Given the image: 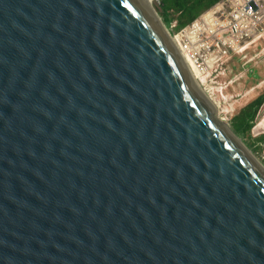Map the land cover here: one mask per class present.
<instances>
[{"label":"water","instance_id":"water-1","mask_svg":"<svg viewBox=\"0 0 264 264\" xmlns=\"http://www.w3.org/2000/svg\"><path fill=\"white\" fill-rule=\"evenodd\" d=\"M185 62L144 0H0V264H264V166Z\"/></svg>","mask_w":264,"mask_h":264},{"label":"rangeland","instance_id":"rangeland-1","mask_svg":"<svg viewBox=\"0 0 264 264\" xmlns=\"http://www.w3.org/2000/svg\"><path fill=\"white\" fill-rule=\"evenodd\" d=\"M163 1L154 0L152 8L162 22L168 26L167 28L171 33H178L204 13L218 7V3L222 0H200L193 4L192 11L186 8L168 9L169 24L162 19ZM169 3L178 6L179 0H169ZM190 13L194 14L192 18L181 17L182 14ZM181 22H183V25H181ZM252 47L258 53H254L257 57L251 63L245 64L237 56L224 58V65L228 68L226 76L232 78L231 81L227 79L225 81L227 85L224 90L228 91L227 93H223L224 90L221 92L218 88V68L210 71V75L206 77L204 88L207 89L208 87L210 92H204L206 97L219 102V105L212 106L215 119L225 124L229 130L240 138L247 149L264 166V100L257 106V102L264 95V52L261 48L257 47L256 49L255 45ZM250 52L251 48L246 50L245 54L240 55L248 57ZM230 54L233 53L230 51ZM232 81L233 85L231 86ZM223 97H226V100Z\"/></svg>","mask_w":264,"mask_h":264},{"label":"built area","instance_id":"built-area-1","mask_svg":"<svg viewBox=\"0 0 264 264\" xmlns=\"http://www.w3.org/2000/svg\"><path fill=\"white\" fill-rule=\"evenodd\" d=\"M217 6L210 10L211 14L204 13L180 32L169 30L183 58L201 71L204 83L210 71L224 64V58L237 56L248 64L257 57L253 45L264 52V0H222ZM248 46L251 47L249 56H241ZM226 70L219 73L226 75ZM226 85L218 82L221 92ZM206 91L210 92L208 87Z\"/></svg>","mask_w":264,"mask_h":264},{"label":"bare ground","instance_id":"bare-ground-1","mask_svg":"<svg viewBox=\"0 0 264 264\" xmlns=\"http://www.w3.org/2000/svg\"><path fill=\"white\" fill-rule=\"evenodd\" d=\"M156 1V0H155ZM144 2L147 4V6L148 7H151L152 6V4H153V2H154V0H144ZM155 4V3H154ZM154 6V5H153ZM214 9V8H213ZM211 12L212 11H209V12H207L205 15H209V14H211ZM206 18H208V16H205ZM165 22V21H164ZM168 27V26H167ZM170 32V31H169ZM251 47L250 46H248V48L246 49V50H248V49H250ZM185 64L188 66V68H189V70H190V72H191V74H192V76L195 78V81H196V84L203 90V91H206V89H204V87H203V84H204V78H202V76H201V71L200 70H198L197 68H196V66H195V64L193 65V63L192 64H190V62L189 61H187L186 59H185ZM224 69H227L226 71H228V68L224 65V64H220V66H219V68H218V79H219V82L221 83V85H224V82L226 81V79L228 80V81H231L232 80V78H231V76H226L225 74H223L222 75V73H219V71L221 70L222 72L224 71ZM211 84V83H210ZM233 85V81L231 82V86ZM224 87V86H223ZM245 88V87H244ZM229 90V89H228ZM225 92H223V93H227L228 91H226V90H224ZM238 92V91H237ZM240 95V94H239ZM208 98V97H207ZM209 99V101H210V103H211V105L212 106H217V105H219V102H216V101H214V100H212V99H210V98H208ZM223 99H225L226 100V97H223ZM225 127H226V129H228L227 128V126L225 125V124H223ZM234 137V136H233ZM248 153L250 154V155H252V157L256 160V161H258L255 157H254V155L250 152V151H248ZM259 162V161H258ZM260 163V162H259ZM264 169V168H263Z\"/></svg>","mask_w":264,"mask_h":264},{"label":"trees","instance_id":"trees-1","mask_svg":"<svg viewBox=\"0 0 264 264\" xmlns=\"http://www.w3.org/2000/svg\"><path fill=\"white\" fill-rule=\"evenodd\" d=\"M199 1L200 0H179V5L178 6H175L173 3H169V0H164L163 3H162L163 4V6H162V9H163V17H162V19H163V21H165V23H168V24L170 23V18L167 16L168 15L167 14V10L168 9H172V8H177V9L183 8L184 9V8H186V9L191 10L192 7H193V4L194 3H197ZM193 16H194L193 13H190V14H182L181 15L182 18H192ZM181 25H183V22H181ZM261 98L257 102V106H258V104L260 102H262L264 100V98H262V99Z\"/></svg>","mask_w":264,"mask_h":264}]
</instances>
